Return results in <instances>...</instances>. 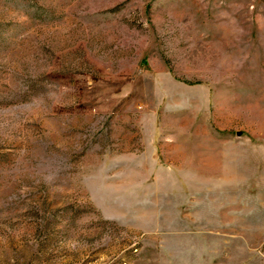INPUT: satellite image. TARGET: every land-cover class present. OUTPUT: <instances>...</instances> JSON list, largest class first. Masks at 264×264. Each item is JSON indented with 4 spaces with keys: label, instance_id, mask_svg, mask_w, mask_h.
I'll list each match as a JSON object with an SVG mask.
<instances>
[{
    "label": "rangeland",
    "instance_id": "rangeland-1",
    "mask_svg": "<svg viewBox=\"0 0 264 264\" xmlns=\"http://www.w3.org/2000/svg\"><path fill=\"white\" fill-rule=\"evenodd\" d=\"M0 264H264V0H0Z\"/></svg>",
    "mask_w": 264,
    "mask_h": 264
}]
</instances>
